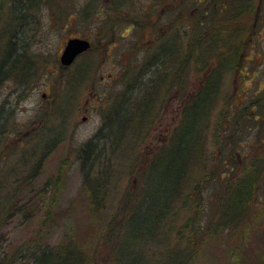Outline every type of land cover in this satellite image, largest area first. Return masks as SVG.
Here are the masks:
<instances>
[{
	"label": "rangeland",
	"instance_id": "1",
	"mask_svg": "<svg viewBox=\"0 0 264 264\" xmlns=\"http://www.w3.org/2000/svg\"><path fill=\"white\" fill-rule=\"evenodd\" d=\"M194 1L121 0L110 10L105 4L108 0H55L34 8L30 31H24L22 36L24 45L32 41L30 50L35 58L27 66L30 77L21 85L20 81L2 79L9 75L8 71L0 73V112L7 120L0 140V211L8 205L12 189L23 190L22 196L15 199L30 202L32 205L25 211L33 210L35 215L28 217L27 223L20 215L3 214L0 237H8L13 247L26 241L27 246L35 243L54 250L69 235L75 244L81 240L78 246L84 245L89 251L88 264H117V258L112 259L113 247L117 237L124 236L127 208L141 202L132 197L143 196L148 187L145 171L169 143L175 128L183 125L182 110L207 80L208 68L224 60L229 63L224 71L227 76L219 77L221 92L212 107L206 151L197 153L193 161L206 163L208 170L215 171V182L209 184L201 170L188 173L181 196L176 199L179 202L161 227L169 231L168 239L159 237L161 242L153 241L151 245L164 249L167 242L166 247L184 250L186 255L180 264H264V184H260L264 173L255 186L257 198L241 225L224 228L223 223L217 224L222 200L234 189L230 180L221 177L230 156L226 151L229 141L234 140L230 147L235 148L238 161L235 181L245 175L244 166L252 159L264 157V91L260 89L264 84L259 74L254 78L245 76L251 71L259 72L261 66L247 61L242 64L240 60V56L247 58L254 51L244 44L252 28L240 25L244 16L239 24L235 23V12H220L215 5L212 20L205 17L194 22L195 14L190 13L201 7L195 8ZM181 4L187 7L183 16ZM208 4L212 5L209 0ZM11 15V0H0V37L6 23L15 24ZM234 29L239 30L238 39H230ZM200 34L203 41L199 43ZM215 35L218 48L226 45L232 50L219 55L223 50L212 48L205 63L203 55L207 53L200 46L204 47ZM71 38L89 39L91 47L71 66H64L61 56ZM170 44L175 46L174 55L183 57L178 66L171 61L168 65L171 71L176 70L173 73L177 78L172 79L170 74L167 83L159 84L154 103L147 109L139 106V101L132 116L139 112L133 123L142 129L138 137L127 142L124 154H112L108 148L104 151V145L96 146L100 154H95L88 164H93L92 174L101 176L104 185L96 195L86 191L79 150L97 134L104 116L113 108V100L124 90V69L130 68L129 74L136 72L148 58L161 52L167 55ZM188 51L192 52L189 58ZM1 128L2 125L0 131ZM48 131L56 132L50 145L54 138L59 141L44 154L42 145L31 138L33 133ZM7 178L12 185L4 184ZM46 216L49 220H45Z\"/></svg>",
	"mask_w": 264,
	"mask_h": 264
},
{
	"label": "trees",
	"instance_id": "2",
	"mask_svg": "<svg viewBox=\"0 0 264 264\" xmlns=\"http://www.w3.org/2000/svg\"><path fill=\"white\" fill-rule=\"evenodd\" d=\"M18 1L19 0H11V18L15 20V24H10L9 22L6 23L7 28L4 31L2 30L1 33L0 73L8 71L9 75H6L2 79L7 78L16 80L18 82L20 81L19 84L22 85L24 79L30 77L31 72L27 69V66H29L30 63H34L33 58L35 57L32 54L33 51L30 50L32 47V41L30 42V45L27 46L18 43L15 40V36L19 32L17 25H19L20 21V13L19 15L14 13ZM20 1V12L21 14L25 15L28 13H36V10L34 9L36 6L45 5L46 2L53 3L55 0H26V2H24V0ZM229 1L230 0H209V3H212V5H207V0H195L194 5L195 3L196 5L194 7H201L199 9L197 8L196 10L193 9L190 15L195 14L192 18L194 22H198V20L204 19L205 17L212 20L213 7L215 5V8H218L220 12L230 10L232 15L235 12L236 17L233 21L239 24L240 18L244 13L246 2L245 0H231L232 3H229ZM119 2H121V0H108V2H105L107 5L106 9L114 10L116 6L119 5ZM97 7L98 6H96V8ZM170 7L167 6V9ZM180 7L181 9L179 11L183 16L184 10L187 9V7H184L182 4ZM100 11L101 13L104 12L103 9ZM164 11L166 10L164 9ZM241 21L244 24L245 17L242 18ZM204 22L205 21H202L201 24L203 25ZM209 27L210 26H208L207 31L209 30ZM193 34L198 35V33L195 32ZM201 34L198 38L199 43L200 41H203L200 39L202 37ZM238 34L239 30L234 29L230 34V39H238ZM217 39L218 37L216 38V41ZM216 41L215 38H213L209 43L204 45V47L203 45L200 46L201 48L205 49L207 53L206 55H203V58L206 57L205 63L210 59L209 58L207 60V57L210 56V49L213 48L214 51L218 48V42ZM169 42L171 41L169 40ZM174 47L175 46L173 44H170L166 50L167 55L161 52L156 57L152 56L148 58L147 61L143 63V65L140 63L137 67L138 71L136 70V72L129 74L130 68L124 69V90L120 91L117 99L113 100L111 104L113 108L104 116L103 123L97 134L79 150L81 158L80 160L82 162V170L84 175H86L85 178L87 179V186L84 182V188L86 191H91L95 194V192L98 193L100 191V186L102 187L104 185L103 182L100 181L102 180L101 176H95L92 174V170L94 169L93 164H88V162L93 160L92 157L95 154H100V152L96 153V146L104 145V151L106 148H108V152L110 151L112 154H124V147L126 146L127 142L132 140V137H138L139 131L142 129V126H138L136 122L135 124L133 123L134 118L139 116V112L136 117L135 114L132 116V112L138 109L139 101L141 100L139 106L144 105L147 109V106L150 103H154L155 96L158 94L159 84L162 82L167 83L170 74L172 79L177 78L174 77L175 73H173L176 70L171 71L168 65L172 63L174 66H178L180 63H182L183 57H181L180 54L177 56L174 55ZM230 47L231 46L227 47L226 45H222L221 48L219 47L221 50H223L219 55H226L227 53L231 52L232 48L229 50ZM191 54V51L186 53L188 58ZM217 59H219V57ZM208 63L205 65H208ZM228 64L229 63H224V60L217 61L216 65L208 68L207 80L204 81L203 86L200 87L199 91L194 94L193 98L184 106L182 110L181 122H183V125H178V127L175 128L171 134L169 143L161 148V154L155 158L149 169L145 171V174L148 177V187L145 188V193L143 196L140 195L138 199L132 197L135 202L138 200L141 202L135 203L130 208H127L129 213L126 215L127 218L124 221V225L122 226V228L124 227L125 231V233L122 234L124 236L121 238L117 237V241L113 247L112 259L117 258V264H120V260L121 264H180V262H182V260L185 258L184 255H186V253L184 250L177 252L176 249L174 250L166 247L167 242H165L164 249L159 248L157 244H159L161 240L158 239L159 237H162V240L164 237H167L165 240L168 239L169 231H165L166 229L163 231L161 227L163 226V223L166 220L165 218L168 216V214H173L174 205L176 206L179 202L176 199L181 196L180 194L182 187L186 182L187 175H189L188 173H190L192 170H201L205 172L204 178L206 180L209 178L207 181L209 184L210 181H212V183L215 182V171L211 172L210 169L208 170L206 163L200 164L199 161L197 164L196 160V162L193 164V161L197 153L199 155L203 151H206L207 143L205 144V142L207 139L209 140V124L211 122L212 107L215 105L219 93L221 92V79L227 76L224 74V71ZM235 69L238 70L237 67H235ZM84 72H86V67L82 74H84ZM82 74L80 73V76H82ZM220 74L221 79L219 80ZM76 75L74 77H76ZM1 76L2 75H0V80H2ZM178 80H181V75L179 73ZM170 84L173 85V83ZM106 96L108 95L106 94ZM1 120H3V122H0V126L2 125L4 128L5 122L7 120H4V117L1 116L0 112V121ZM248 121H251V119H248ZM62 128L63 127H60V129ZM48 132H41L38 134L33 133L31 138L32 142L42 145L44 154L46 151H51L54 148L56 142L59 141V139L57 140V138H54V143L50 145V139L53 138V134L56 132ZM3 134L4 129L3 132L0 131V135ZM40 138H44L45 141L39 142L38 140ZM228 144L229 150L226 151L230 152V156L226 158V160H229L227 161V165L224 167V170L221 171V173H224L225 175H221V177L226 178V181L230 180V184L233 183L234 189L233 191L229 190L230 194H228V197L225 198V200H222V207L219 213L217 224L219 225L220 222L223 223L221 226H224V228L226 226L238 227L241 225V220L245 218L246 215H248V212L252 208V202L257 198L255 186L260 181H262L261 174L263 175L264 173V157H259L258 159H252L251 164L245 165V175L240 177L238 181H235L234 177L236 176V170L238 169V161L236 156H234L235 148L230 147L231 145H234V140L229 141ZM102 149L103 148L100 150L101 152ZM147 181L145 180L146 186ZM12 182L9 183V179L7 178L5 179L4 184L9 183V186L10 184L12 185ZM149 182L151 184H149ZM260 184L262 185L264 182ZM222 193H224V191H222L221 194ZM22 194L23 190L15 191L12 189L8 205L2 211H0V220L1 217H5L3 214L10 213L13 214V216L20 215L22 222L24 219V221L28 223V217L33 214L35 215L33 210L25 211L27 206L32 205L30 202L16 200L21 197ZM132 202L133 201H130V203ZM46 219L49 220V216H46L45 220ZM126 233L129 236L126 235ZM71 240L72 237L67 235L62 243H60V245L55 247L53 250L46 245H36L35 243L27 246L28 244L26 241L21 243L19 247H13V245L9 243L8 237L1 236L0 264L90 263L89 260L87 263L86 257L89 254V251L84 249V245L79 247L82 245L80 243L81 240L77 242L78 244H75V240ZM157 240L158 243L153 244L152 246L151 243ZM74 245H77V247ZM129 245L130 247L131 245L133 246L132 250L129 247V250H125L124 252L122 248L124 247L125 249ZM155 247L157 249H154ZM8 248L11 249L10 253L7 251ZM24 251H27L28 255H25ZM114 264H116V261H114Z\"/></svg>",
	"mask_w": 264,
	"mask_h": 264
},
{
	"label": "flooded vegetation",
	"instance_id": "3",
	"mask_svg": "<svg viewBox=\"0 0 264 264\" xmlns=\"http://www.w3.org/2000/svg\"><path fill=\"white\" fill-rule=\"evenodd\" d=\"M245 2L246 5L243 16L245 17L246 24L244 23L240 25H246L247 27L252 28L249 30V35H247L244 44L245 47L249 46L254 51H251L247 58H245V56H240V60H242V64L245 61H247L248 64L252 62L258 63L261 66V70L259 72L251 71L250 73H246L245 76H252L254 78L259 74L261 76L260 79H262L261 83L264 84V0H245ZM244 51L245 50H243V52ZM254 57L256 59H253ZM244 69L245 72L246 67ZM260 89L264 91V87Z\"/></svg>",
	"mask_w": 264,
	"mask_h": 264
},
{
	"label": "water",
	"instance_id": "4",
	"mask_svg": "<svg viewBox=\"0 0 264 264\" xmlns=\"http://www.w3.org/2000/svg\"><path fill=\"white\" fill-rule=\"evenodd\" d=\"M91 47L88 40L73 38L70 39L62 53L61 63L64 66L71 65L75 59Z\"/></svg>",
	"mask_w": 264,
	"mask_h": 264
},
{
	"label": "bare ground",
	"instance_id": "5",
	"mask_svg": "<svg viewBox=\"0 0 264 264\" xmlns=\"http://www.w3.org/2000/svg\"><path fill=\"white\" fill-rule=\"evenodd\" d=\"M24 2H26V0H24ZM20 6H21V1L19 0L18 3H17V6L14 10V13H17L19 15V32L18 34L15 36V40L18 42V43H21V44H25V40L22 38V36H24V31H26L27 33H29L30 31V27H31V24H32V21H33V18H32V15H34L35 13H28V14H21L20 12ZM21 37V38H20ZM215 41H216V36H215ZM30 45V44H29ZM28 45V46H29ZM5 120V119H4ZM5 125H7V123L5 122ZM1 131L3 132V127L1 128ZM4 137V134L3 135H0V140H2V138ZM35 171V170H34ZM21 186V185H20ZM23 186V185H22ZM23 188L25 189H29L27 187H24Z\"/></svg>",
	"mask_w": 264,
	"mask_h": 264
}]
</instances>
